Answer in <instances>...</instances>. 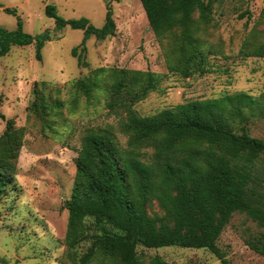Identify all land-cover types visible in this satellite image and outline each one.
<instances>
[{
	"label": "trees",
	"instance_id": "1",
	"mask_svg": "<svg viewBox=\"0 0 264 264\" xmlns=\"http://www.w3.org/2000/svg\"><path fill=\"white\" fill-rule=\"evenodd\" d=\"M119 1V0H118ZM149 28L161 44L168 73L189 78L209 72L212 49L201 40L212 21L211 0H140ZM15 16L16 10L4 8ZM46 17L54 20V31H83L84 38L71 55L80 67L86 41H104L116 26L110 2L105 21L96 28L88 19L66 20L47 4ZM196 15V17H195ZM253 34V33H252ZM50 41V32L25 33L20 18L16 28L0 27V58L13 46L34 45L35 57ZM245 57L264 58V40L254 36L243 42ZM166 75L149 70L98 68L91 77L73 85L87 99L103 89L106 107L123 114L120 132L125 148L113 132L90 130L81 139L71 195L65 202L67 227L62 241L65 259L73 264H145L137 247L207 249L222 264H228L217 245L234 214L244 215L260 231L246 228L244 244L264 257V140L250 136L247 125L264 116V93L255 98L244 92L219 98L189 101L140 116L134 106L157 92ZM31 108L47 115L50 108L42 89L34 87ZM55 108L62 104L56 102ZM0 136V195L14 181L23 129L6 119ZM151 149L149 161L142 159ZM156 202L163 212L151 215ZM86 219H93L100 234L89 235ZM101 224L111 230L99 229ZM90 240L87 252L76 261L75 248ZM149 264H168L160 257Z\"/></svg>",
	"mask_w": 264,
	"mask_h": 264
},
{
	"label": "rangeland",
	"instance_id": "2",
	"mask_svg": "<svg viewBox=\"0 0 264 264\" xmlns=\"http://www.w3.org/2000/svg\"><path fill=\"white\" fill-rule=\"evenodd\" d=\"M206 1V0H205ZM212 21L201 40L212 49L209 72L183 78L168 73L161 44L149 28L140 0H0V27L13 31L20 18L23 30L32 36L50 32V41L35 57L34 45L13 46L0 58V113L23 129L16 161L14 181L0 195V264H73L65 259L62 241L67 227L65 202L69 200L75 176L76 159L82 137L90 130H110L123 148L127 137L120 132L123 114L106 107L103 89L87 99L73 85L91 77L98 68L130 69L165 74L160 89L133 108L140 116L153 115L189 101L219 98L244 92L258 98L264 93V58L245 57L240 52L244 41L264 40V0H211ZM110 2L116 30L104 41L90 37L86 41L80 67L71 55L84 35L81 30L54 31V20L45 16L47 4L54 5L58 16L88 19L96 28L105 21ZM16 10V15L3 9ZM196 17V15H195ZM253 33V34H252ZM34 87L42 89L50 108L39 115L31 108ZM60 102L61 108L53 104ZM5 122L0 119V136ZM250 136L264 140V116L252 118L247 125ZM142 159L150 160L151 149ZM264 161V157H263ZM151 215L163 212L156 202ZM90 233L93 219H86ZM111 230L101 224L99 229ZM246 228L260 231L244 215L234 214L217 245L228 264H264V257L244 244ZM90 240L75 248L76 261L87 252ZM137 254L149 264L156 256L168 264H222L207 249L137 247Z\"/></svg>",
	"mask_w": 264,
	"mask_h": 264
}]
</instances>
